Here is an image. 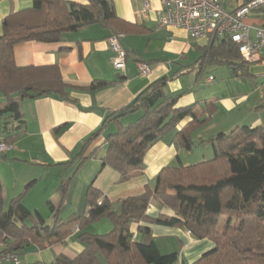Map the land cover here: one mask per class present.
Returning a JSON list of instances; mask_svg holds the SVG:
<instances>
[{
	"label": "crops",
	"instance_id": "0c3cea01",
	"mask_svg": "<svg viewBox=\"0 0 264 264\" xmlns=\"http://www.w3.org/2000/svg\"><path fill=\"white\" fill-rule=\"evenodd\" d=\"M85 3V0H68ZM115 15L123 20L118 31L119 44L126 52L123 69L112 65L114 52L108 44V30L98 24H89L76 31L65 33L57 42L23 41L14 45L13 58L17 66L56 65L61 77L70 88L65 100L55 95L41 96L20 101L23 122L18 124L6 114L0 115V143L7 149L0 151V183L2 188L0 207L5 209L9 201L25 190L21 204L30 212L27 225L52 219L50 206L60 203L59 189L67 184L60 215L68 218L84 213L85 192L91 186L99 192L98 200H107L112 209L119 210L120 200L140 194L145 186L153 188L157 173L165 167L190 165L209 159L213 152L199 139L227 133L235 127L264 128V76L252 71V64L232 71L225 63L204 58L218 40L213 38H189L182 28L157 29L160 16L158 0H148L149 7L142 13L144 0H107ZM32 0H0V35L3 19L19 10L29 8ZM197 54V57L195 55ZM150 65L147 75L138 71L137 63ZM261 63L253 66L262 67ZM213 79L208 81L207 78ZM168 77L166 91L178 95L175 107L198 103L201 108L210 105V119L192 133L194 146L187 150L173 141V132L156 140L143 157L142 169L134 171L125 181L119 173L102 162L105 152V136L116 129L109 118L100 134L92 140L83 156L96 150V155L77 167L75 158L82 143L111 113L128 105L151 82ZM102 81L104 86L94 91L82 90L92 82ZM208 86V87H205ZM3 97L0 96V106ZM191 117H185L177 125L181 129ZM4 122H7L6 129ZM203 150L194 154L200 147ZM149 216L171 214L155 198L147 208ZM148 226L150 234L161 253L176 251V264H191L214 243L207 238H195L182 226H164L133 222L129 231L131 240L141 241L139 226ZM112 229L111 221L100 218L84 230L91 234H105ZM79 230L72 229L62 241L45 247L36 243L24 245L18 250L21 264H55L57 256L74 258L84 248L77 237Z\"/></svg>",
	"mask_w": 264,
	"mask_h": 264
},
{
	"label": "trees",
	"instance_id": "16d2710c",
	"mask_svg": "<svg viewBox=\"0 0 264 264\" xmlns=\"http://www.w3.org/2000/svg\"><path fill=\"white\" fill-rule=\"evenodd\" d=\"M89 24L107 29L108 37L122 29L107 0H32L29 8L6 16L0 35V96L3 97L0 115L23 122L20 101L55 95L65 100L70 88L64 83L56 65L17 66L14 63V45L23 41L57 42L65 33ZM107 37V38H108ZM215 40V39H214ZM210 61L225 63L235 71L245 68L237 46L230 39H220L203 55ZM168 77L151 82L128 105L122 107L114 119L116 129L105 136L106 149L101 159L104 165L116 170L120 180H127L134 171L142 169L146 150L158 139L173 132L176 145L191 149L192 133L208 123L212 109L198 103L175 107L178 95L166 91ZM102 81L92 82L82 90L94 91L103 87ZM82 143L75 158L80 167L96 150L88 155V145L105 127V122ZM191 117L181 129L176 125ZM124 118V120H123ZM7 122H4L6 129ZM209 143L213 155L190 165L162 168L154 179V186H145L140 194L120 200L119 210L109 201L97 203L99 192L89 186L85 192L84 213L62 218L61 205L67 184L59 189L60 203L50 206L52 219L27 225L30 212L22 206L21 198L33 183L12 198L7 207H0V253L10 250L18 254L24 245L36 243L39 247L62 241L74 227L83 250L74 258L57 256L55 264H176L178 253H161L148 226L138 229L141 241L131 240L129 231L133 222L164 226H182L195 238L210 239L214 246L191 264H264V128L243 125L227 133L219 132L198 144ZM0 183V204H1ZM155 198L171 214L149 216L147 208ZM106 217L112 229L105 234H91L84 229L92 222Z\"/></svg>",
	"mask_w": 264,
	"mask_h": 264
},
{
	"label": "built area",
	"instance_id": "2783aa9c",
	"mask_svg": "<svg viewBox=\"0 0 264 264\" xmlns=\"http://www.w3.org/2000/svg\"><path fill=\"white\" fill-rule=\"evenodd\" d=\"M160 16L157 29L178 27L189 38L230 39L237 46L240 59L247 64L261 63L264 66V0H158ZM149 7L143 1L142 13ZM118 35L107 38L114 52L112 65L123 69L126 52L119 44ZM138 71L147 75L150 65L137 63ZM264 76V74H261ZM212 76L207 78L208 81ZM264 93V92H263ZM7 149L0 143V151ZM101 200H97L100 203ZM77 230V227H74ZM0 264H21L19 255L10 250L0 253Z\"/></svg>",
	"mask_w": 264,
	"mask_h": 264
},
{
	"label": "rangeland",
	"instance_id": "374dc122",
	"mask_svg": "<svg viewBox=\"0 0 264 264\" xmlns=\"http://www.w3.org/2000/svg\"><path fill=\"white\" fill-rule=\"evenodd\" d=\"M195 57H197V54L195 55ZM251 67H252L253 72H255L257 74H259V73L264 74V66H262V67L259 66V68L258 67L255 68V66H253V64H252ZM205 87H208V86H205ZM123 120H124V118H123ZM208 146H210V144L206 142L205 147L208 148ZM210 148H211V146H210ZM202 150H203V147L201 146L197 151H194V154H199V153H201Z\"/></svg>",
	"mask_w": 264,
	"mask_h": 264
},
{
	"label": "water",
	"instance_id": "95a60500",
	"mask_svg": "<svg viewBox=\"0 0 264 264\" xmlns=\"http://www.w3.org/2000/svg\"><path fill=\"white\" fill-rule=\"evenodd\" d=\"M119 115H120V113H119V112H116V113L111 117V119H114V118L118 117Z\"/></svg>",
	"mask_w": 264,
	"mask_h": 264
}]
</instances>
